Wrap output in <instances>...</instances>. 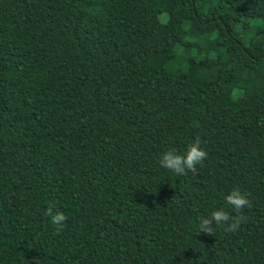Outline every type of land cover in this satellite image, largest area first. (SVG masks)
<instances>
[{
    "label": "trees",
    "instance_id": "16d2710c",
    "mask_svg": "<svg viewBox=\"0 0 264 264\" xmlns=\"http://www.w3.org/2000/svg\"><path fill=\"white\" fill-rule=\"evenodd\" d=\"M0 264H264V0H0Z\"/></svg>",
    "mask_w": 264,
    "mask_h": 264
},
{
    "label": "clouds",
    "instance_id": "9594fccd",
    "mask_svg": "<svg viewBox=\"0 0 264 264\" xmlns=\"http://www.w3.org/2000/svg\"><path fill=\"white\" fill-rule=\"evenodd\" d=\"M207 151L201 147V140L195 139L187 146L183 154L175 149H169L161 155L159 164L162 168L179 175H187L188 172H196L197 165H201L207 159ZM226 203L230 205L238 215L232 216L223 209L215 210L210 215L202 216L199 220L198 231L206 235L216 236V227H222L226 232H234L240 229L246 217L239 215L243 209L251 206V200L247 193H242L235 187L225 197ZM45 215L50 218V223L55 227L56 234H60L65 226L68 217L60 210H53L49 206Z\"/></svg>",
    "mask_w": 264,
    "mask_h": 264
},
{
    "label": "rangeland",
    "instance_id": "374dc122",
    "mask_svg": "<svg viewBox=\"0 0 264 264\" xmlns=\"http://www.w3.org/2000/svg\"><path fill=\"white\" fill-rule=\"evenodd\" d=\"M168 7V6H167ZM161 24L160 20L152 21V26H159Z\"/></svg>",
    "mask_w": 264,
    "mask_h": 264
}]
</instances>
